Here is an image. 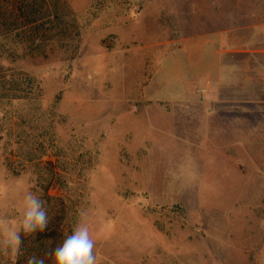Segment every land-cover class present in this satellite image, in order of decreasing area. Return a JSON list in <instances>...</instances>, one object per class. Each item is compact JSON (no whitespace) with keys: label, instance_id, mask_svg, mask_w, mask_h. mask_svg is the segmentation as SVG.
Returning a JSON list of instances; mask_svg holds the SVG:
<instances>
[{"label":"rangeland","instance_id":"rangeland-1","mask_svg":"<svg viewBox=\"0 0 264 264\" xmlns=\"http://www.w3.org/2000/svg\"><path fill=\"white\" fill-rule=\"evenodd\" d=\"M11 25L43 41L13 52L37 150L0 148V264L44 163L96 264H264V0H0Z\"/></svg>","mask_w":264,"mask_h":264},{"label":"trees","instance_id":"trees-1","mask_svg":"<svg viewBox=\"0 0 264 264\" xmlns=\"http://www.w3.org/2000/svg\"><path fill=\"white\" fill-rule=\"evenodd\" d=\"M12 26L7 29L8 33L5 35L6 44L0 42V148L9 152L14 151L17 156L25 157V161L29 162L33 160L37 150L36 147L33 150L34 140L29 132L31 116L19 109L28 106L33 100L36 101L40 88L34 77L14 73L12 64L16 60L13 52L18 43L23 51L29 52L38 47L43 40L31 38L32 32L28 33L25 29ZM18 36H21L18 39L20 42L14 40ZM15 106H18V109H14ZM45 164L36 174V186L41 191L40 197L48 210V228L43 233H36L34 238H24L22 245L24 255L13 257L6 264H26L27 257L32 254L44 256L49 247L54 248L62 243L65 236L72 232L67 218L70 211L69 201L61 195L47 193L52 183L60 181V173L45 167ZM15 171L12 169V173ZM45 259L46 264H52L51 259L47 257Z\"/></svg>","mask_w":264,"mask_h":264},{"label":"clouds","instance_id":"clouds-1","mask_svg":"<svg viewBox=\"0 0 264 264\" xmlns=\"http://www.w3.org/2000/svg\"><path fill=\"white\" fill-rule=\"evenodd\" d=\"M20 222L16 229L6 233L4 251L11 250L13 257L24 255L22 245L26 237H35L43 233L49 225L48 210L37 192L25 188L19 201ZM51 245V242H49ZM95 240L90 230L87 213L80 214L79 222L72 232L65 236L62 243L54 248L49 247L44 256L32 254L27 257L26 264H46L51 259L52 264H96Z\"/></svg>","mask_w":264,"mask_h":264}]
</instances>
